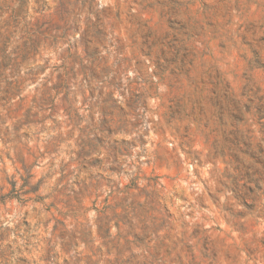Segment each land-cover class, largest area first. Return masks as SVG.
<instances>
[{"label":"rangeland","instance_id":"rangeland-1","mask_svg":"<svg viewBox=\"0 0 264 264\" xmlns=\"http://www.w3.org/2000/svg\"><path fill=\"white\" fill-rule=\"evenodd\" d=\"M0 264H264V0H0Z\"/></svg>","mask_w":264,"mask_h":264}]
</instances>
